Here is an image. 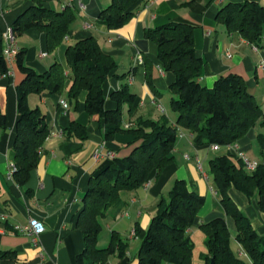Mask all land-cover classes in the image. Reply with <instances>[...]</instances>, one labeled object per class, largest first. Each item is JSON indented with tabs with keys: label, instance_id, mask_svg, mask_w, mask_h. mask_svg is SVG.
I'll list each match as a JSON object with an SVG mask.
<instances>
[{
	"label": "trees",
	"instance_id": "obj_1",
	"mask_svg": "<svg viewBox=\"0 0 264 264\" xmlns=\"http://www.w3.org/2000/svg\"><path fill=\"white\" fill-rule=\"evenodd\" d=\"M34 1L13 22L15 38L32 27L39 28L47 33L52 51L64 41L77 12L71 6L57 11L45 7L43 0ZM145 1L112 0L99 12L98 19L108 28L119 29L135 16L138 4ZM216 19L225 24L229 32L239 33L253 45L264 47V5L261 3L250 0L229 2L219 9ZM144 40L156 43L164 69L176 76L170 88L171 108L177 113L174 123L166 116L157 120L139 117L131 128H125L121 105L129 103L132 112L136 100V94L128 85L111 94L118 107L106 109L103 85L117 62L93 35L68 45V74L58 62L45 72H38L25 63L22 51L17 56L23 78L17 87L19 118L11 158L15 165L13 177L18 184L28 182L50 134L45 112L29 105L30 94L63 93L71 78L67 92L69 101L78 109L81 92H87L86 111L91 116L99 115L105 119L106 140H111L118 132L135 135L131 143L134 146L128 155L115 157L89 180L77 217V225L84 237V248L77 255V264H110L112 257L125 256L129 244L116 230L112 231L107 247L97 246L102 220L121 213L125 206L122 191L142 188L153 172L159 174L173 162L181 132H190L196 145L225 147L234 142L240 145L248 142L249 132L257 122L262 119L264 123V110L241 75H221L212 88L201 82L204 61L196 53L194 26L170 21L148 27L144 30ZM8 72L9 63L4 54H0V76ZM147 81L154 88L150 74ZM7 123V114L0 108V129L7 128ZM66 133L81 140L88 136L86 126L76 121ZM210 168L221 195L224 214L201 221L199 212L205 196L190 190L186 180L176 179L168 197L160 198L157 213L148 228L139 223L135 225V235L140 239L137 264H193L195 243L190 230L195 227L206 235L208 251L201 264H211L212 260L214 264H264V236L257 232L230 195L232 187L248 197L256 194L264 212V163L249 171L241 157L229 152L213 157ZM228 216L236 223L235 232L227 224ZM233 242L241 247L234 250ZM9 258H16V252L0 249V260Z\"/></svg>",
	"mask_w": 264,
	"mask_h": 264
},
{
	"label": "crops",
	"instance_id": "obj_2",
	"mask_svg": "<svg viewBox=\"0 0 264 264\" xmlns=\"http://www.w3.org/2000/svg\"><path fill=\"white\" fill-rule=\"evenodd\" d=\"M111 1L43 0L45 7L57 11L71 6L77 12L76 19L64 41L52 51L49 50L47 33L39 28L32 27L18 36L16 44L25 63L42 73L58 62L68 74V45L93 35L117 62V67L103 85L106 109L118 107L111 94L128 85L136 94V100L132 112L129 103L121 105L125 128H131L139 117L157 120L166 116L174 123L177 113L171 108L170 88L176 76L164 69L156 43L144 40V30L170 21L184 22L194 26L196 53L204 61L201 82L212 88L219 76L239 74L264 110V47L256 48L239 33L229 32L226 25L216 19L219 9L227 3L245 0H146L138 4L135 16L119 29L108 28L98 19L99 12ZM250 1L264 5V0ZM34 3V0H0V54L8 44L4 36L8 26H12L16 18ZM16 60L9 63V72L0 76V108L8 118L7 128L0 129V249L15 251L16 258L0 260V264H77V255L84 248L77 217L83 207L89 180L111 164L115 157L128 155L134 146L131 143L135 135L118 132L111 140H106L105 119L99 115L91 116L86 111L87 92H81L78 109L69 101L67 92L71 78L67 80L63 93L30 94L28 103L45 112L50 134L28 182L18 184L10 173L19 118L17 87L23 78ZM148 74L154 88L147 81ZM61 100H65L68 107L65 108ZM73 121L86 126V139L67 135L66 130ZM240 146L249 158L264 160L262 119L249 132L248 142ZM222 149L224 152L216 154ZM99 150L101 155L95 157ZM229 152L226 147L213 150L207 144L196 145L192 134L183 131V135L178 136L172 163L159 174L153 172L142 188L121 192L125 202L121 214L131 228L129 238L133 237L138 243L135 250L128 248L124 257H112L110 264L138 263L140 239L134 236L135 225L139 223L148 228L157 213L160 198L169 194L176 179L186 180L190 190L205 196L199 212L201 221L224 214L217 184L205 171L204 162H209L210 168L213 157ZM230 195L257 232L264 236V212L258 205L257 195L248 197L235 187L230 189ZM31 217L41 219L46 226L36 243L25 230L16 228L26 226ZM227 224L231 231H236L232 217H227ZM196 230L197 227L190 230L192 239ZM232 246L234 250L241 247L237 242ZM207 251L193 264H201Z\"/></svg>",
	"mask_w": 264,
	"mask_h": 264
},
{
	"label": "built area",
	"instance_id": "obj_3",
	"mask_svg": "<svg viewBox=\"0 0 264 264\" xmlns=\"http://www.w3.org/2000/svg\"><path fill=\"white\" fill-rule=\"evenodd\" d=\"M87 27H90V24L86 23ZM5 38L8 40L7 46L4 48L3 54L8 61V63L12 62L13 60L17 59L18 53L20 52V47L16 44V38L14 35L13 27L8 26L6 33L4 34ZM257 48V46H256ZM62 105L66 108L68 107V103L65 100H61ZM161 110L163 108L161 107ZM183 135V132H181ZM210 147L213 150H218L220 148L217 144H212ZM229 149L230 152L236 154L237 156L241 157L245 167L249 171H254L257 169V167L263 162L264 160H257V159H251L249 158L242 150L241 146L238 142L230 143L225 146ZM101 155L100 150L95 153V157H98ZM112 155V154H110ZM199 169L203 170L202 165H199ZM15 171V165L14 163H11L10 166V173L13 175V172ZM19 230H25L32 238V240L36 243L39 240V237L46 231L45 223L36 217H31L29 219V222L26 226H16ZM242 253V252H241Z\"/></svg>",
	"mask_w": 264,
	"mask_h": 264
},
{
	"label": "rangeland",
	"instance_id": "obj_4",
	"mask_svg": "<svg viewBox=\"0 0 264 264\" xmlns=\"http://www.w3.org/2000/svg\"><path fill=\"white\" fill-rule=\"evenodd\" d=\"M224 152V149L220 150L218 153ZM189 153V152H188ZM187 153V154H188ZM191 153V152H190ZM194 154V153H193ZM190 155V154H189ZM179 156V155H178ZM182 158V156H181ZM209 162H204V169L205 171L209 174L210 178L212 175L211 173V168H209ZM166 197H168V194H164ZM125 216H123L121 213H119L115 217H107L102 220V228L99 234L98 238V243L97 246L99 248H104L107 247L108 244L110 243L111 239V234L113 230H116L120 233L122 238L126 240L129 244V249L132 251L133 249H136L137 246V240H135L133 237L129 238V233H130V227L126 222V219H124ZM127 231V232H126ZM196 234L194 235V243H195V248H194V254H193V261L196 260V262L199 261V256L207 251V246L205 243L206 235L205 233L197 227V230L195 232ZM134 236L135 232H134Z\"/></svg>",
	"mask_w": 264,
	"mask_h": 264
},
{
	"label": "water",
	"instance_id": "obj_5",
	"mask_svg": "<svg viewBox=\"0 0 264 264\" xmlns=\"http://www.w3.org/2000/svg\"><path fill=\"white\" fill-rule=\"evenodd\" d=\"M211 264H214V260H212Z\"/></svg>",
	"mask_w": 264,
	"mask_h": 264
}]
</instances>
